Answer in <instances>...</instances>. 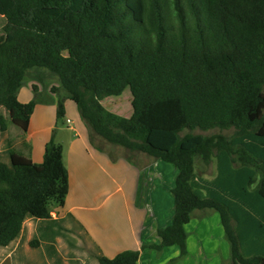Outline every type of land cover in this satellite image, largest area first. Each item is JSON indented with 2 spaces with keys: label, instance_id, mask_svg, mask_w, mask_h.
Segmentation results:
<instances>
[{
  "label": "trees",
  "instance_id": "16d2710c",
  "mask_svg": "<svg viewBox=\"0 0 264 264\" xmlns=\"http://www.w3.org/2000/svg\"><path fill=\"white\" fill-rule=\"evenodd\" d=\"M0 16L1 136L10 121L27 131L41 99L22 103L19 91L33 70L48 72L60 81L52 93L69 94L94 146L178 171L172 224L144 248L178 246L186 256L193 213L215 210L231 264H264V0H0ZM127 89L130 117L103 105ZM9 157L0 160V248L27 220L51 221V205L63 207L69 193L62 145L50 143L41 164ZM197 159L215 163V175H199ZM139 259L128 250L98 264Z\"/></svg>",
  "mask_w": 264,
  "mask_h": 264
},
{
  "label": "crops",
  "instance_id": "0c3cea01",
  "mask_svg": "<svg viewBox=\"0 0 264 264\" xmlns=\"http://www.w3.org/2000/svg\"><path fill=\"white\" fill-rule=\"evenodd\" d=\"M33 72L37 74L24 83L19 100L28 103L33 96H40L47 102L53 99L54 104L62 103L66 107L65 116H69L67 102L72 101L69 94L63 90L52 93V87L59 85L51 86L52 83L47 82L43 85L41 80L46 77L41 78L40 73L45 72ZM55 116L58 118V109L37 105L27 131L9 122L8 131L0 140L3 144L0 160L8 162L9 152L13 151L35 164L43 162L50 143L60 144L69 172L65 205H54L51 221L27 220L21 237L10 246L0 248L8 253L7 258H13L18 252L27 231L30 246L43 252V261L39 258L35 264H98L100 256L114 258L128 250L140 252L138 264H231L230 246L217 211H202L197 217L196 211L193 213L186 226V256L181 257L178 246L161 251L144 248L158 245L161 242L158 230L172 224L174 201L170 194L160 195L156 184L159 179H165L163 172L169 171L168 166H161L159 161L148 156H139L134 162L126 159L113 162L108 156L114 154L113 151H101L92 145L89 129L80 115L79 122L78 117L67 118L66 124L60 127L57 120L54 123ZM116 156L125 157L124 154ZM122 180L130 182L127 190L120 185ZM172 188L173 185L169 186V190ZM119 192L123 195L117 197ZM211 226L215 228L212 230ZM33 241L37 242L35 247L31 245ZM68 247L72 258L70 261L63 259L62 263L60 254ZM75 252L91 254L94 261L89 263L84 254L77 256Z\"/></svg>",
  "mask_w": 264,
  "mask_h": 264
},
{
  "label": "rangeland",
  "instance_id": "374dc122",
  "mask_svg": "<svg viewBox=\"0 0 264 264\" xmlns=\"http://www.w3.org/2000/svg\"><path fill=\"white\" fill-rule=\"evenodd\" d=\"M5 24H6L5 18L0 16V34H2V32H3V27L5 26ZM35 73L37 74V72H35ZM35 73L32 71L30 73V76L27 78V80L31 79L32 78L31 76L33 74H35ZM40 77L41 78L46 77L45 80H43L44 82L41 80V83L43 85L44 84L46 85V82H47V84L52 83L51 86L55 85L56 83L58 85H60L59 79L57 77H55V76L50 75L48 72L40 73ZM39 98L41 99V101L38 102L37 105L49 106L50 109L54 108V110L58 109L57 102L54 104L53 101L47 102V101H45V99L41 98L40 96H39ZM34 99H35V97L33 96L32 100H34ZM103 105L111 112H114V113H116L118 115H121V116H124V117H130L132 115V113H133L132 94H131L130 89H127L123 93V95L120 96V97H109V98H106L103 101ZM67 106H69V116H64L63 118H56V116H55L54 123H56V120H57L58 121L57 125L59 127L63 126L64 124H66V119L67 118H70L72 120V119H74V117H78L77 121L79 122V120H80L81 116L79 117L80 114H79L75 104L72 101H68L67 102ZM2 112H3V114L5 116L8 117V114L5 111H2ZM195 133H199V134L203 133L205 135L222 134V135H225V136H230L231 134L234 133V130H229V131L214 130V131L207 132V133L197 130V131H195ZM1 139H2V136L0 134V140ZM92 145H93V143H92ZM96 145L99 146L100 148L105 149V150L106 149L107 150H111L116 155H123V154L125 155V153H126V151L123 148L112 146V145L107 144V143H105L103 141H100V140L96 141ZM2 146H3V144H0V147H2ZM101 151H103V150H101ZM108 156H109L110 160L113 161V162H117V161L122 162V161H124L126 159L125 157L124 158L122 157L123 158L122 159L119 156V157H115V160H113L112 157L110 156V154ZM141 156H145V155H141ZM126 161H127V159H126ZM159 164L161 166H168L169 171L166 170L165 172H163L164 176H165L164 180L162 178V181L159 179V181L156 182V184L158 186V190L157 191H158V193L160 195L166 193V196H167V194L168 195L170 194L169 195L170 199L173 202L174 199H173V196H172V193H171L172 189L169 190V186H171V185H173V187L175 186L176 177H177V170H176V168L174 166H172L170 164H167V163H164L162 161H159ZM196 166H197V171H198L199 175L206 176V177H213L215 175V173H216L215 163H212V164H210L208 166H204L202 164L201 160L197 159ZM173 172H176V175H173ZM120 185L125 190H127V188L130 187L131 184H130V182H124V180H122L120 182ZM122 195H123V193L119 192L116 196L119 197V196H122ZM165 201H166V199H164V202ZM51 210L52 211L55 210L54 204L51 205ZM211 211L214 212L215 210H211ZM201 212L202 211H196L195 212V216L197 217L198 213H201ZM212 224H215V222L213 221ZM213 228H215V227L214 226L210 227V229H212V230H213ZM189 230H191V227H190ZM70 253H72V251L69 249V247H68V249L62 250V252L60 254L62 263H63V259H64V261H67V260L70 261V258H72V257H70ZM73 254H75L77 256H81L84 253L75 252ZM7 255H8V253L0 250V264H35V262H37L39 258H41V261H43V258H42L43 252L42 251L41 252L37 251L36 249H34V248H32L30 246V244H29V235H28L27 231L25 233L24 239L20 243V247H19L18 252L15 255H13V258H7ZM83 257L87 258L89 260V263H91V261L92 262L94 261L93 260L94 257L91 254L85 253L83 255Z\"/></svg>",
  "mask_w": 264,
  "mask_h": 264
}]
</instances>
